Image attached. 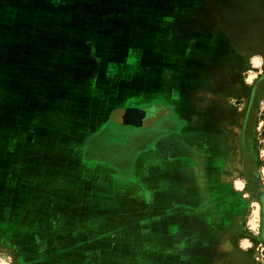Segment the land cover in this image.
Returning a JSON list of instances; mask_svg holds the SVG:
<instances>
[{"label": "crops", "instance_id": "crops-1", "mask_svg": "<svg viewBox=\"0 0 264 264\" xmlns=\"http://www.w3.org/2000/svg\"><path fill=\"white\" fill-rule=\"evenodd\" d=\"M223 2L232 10L231 0H0V42H19L0 46V122H34L36 139L50 114L53 133L55 119L80 139L29 165L57 188L51 245L42 225L17 224L35 239L18 249L30 252L24 264H261L235 242L245 184L228 177L226 136L203 100L252 56L240 42L264 32V16L247 2L220 24ZM203 25L215 31L203 38Z\"/></svg>", "mask_w": 264, "mask_h": 264}, {"label": "rangeland", "instance_id": "rangeland-1", "mask_svg": "<svg viewBox=\"0 0 264 264\" xmlns=\"http://www.w3.org/2000/svg\"><path fill=\"white\" fill-rule=\"evenodd\" d=\"M247 2L252 5L250 9L252 12L264 16V0H231L232 10H224L226 3L223 2V9L213 12L218 13L221 24L228 19L227 13L241 16L244 11L238 8H242ZM205 13L206 11H204L206 19ZM240 21H243L242 17ZM158 25L154 24V32ZM210 28L203 25L198 27L195 33L205 38L215 31V27L212 28L213 30ZM180 29L176 28L175 33L172 30V37L178 36ZM224 31L225 28L220 26L218 33L224 34ZM187 32L189 33V30ZM249 36L246 42L241 41L240 44L249 48L252 56L245 58L244 61L242 58H236L234 66L228 67L219 75V83L216 86L218 88L214 90V93H207V100L203 101V104L216 106L219 126L227 135L228 153L224 161L227 162V166L231 164L227 170V173L231 175L229 178L246 185L242 202L243 232L236 241L253 252L256 261L264 264V134L262 133L264 32L260 36L253 33ZM187 43H184V49H187ZM18 44V40L14 39L10 41L2 39L0 42L2 49L6 47H11L12 50L17 49ZM196 44L202 46L201 43ZM201 48L198 49L199 53ZM8 53L13 55L12 51ZM2 64L0 59V66ZM2 92L0 90V111L3 110ZM54 110L56 113L59 110L60 115L67 117V107L56 106ZM68 111L74 113L72 110ZM43 117L44 121L37 123L38 134L41 132L42 136L36 139L32 136V129L29 128L35 127L34 122L24 125L25 123L22 122L11 121L6 124V128L0 122V261L3 264H24L26 253L19 252L20 245H35L33 233L30 235L19 233L17 224L21 222L32 226L37 224L38 227L42 225V231L39 233L42 245H51L54 242V209L52 210L54 203L46 201L54 193V188H57V186L54 187V180L51 179L54 175H51L48 170L30 169L29 165L35 167V163L38 165L54 163L62 151L73 146L80 139L73 138V133L67 132L66 124L58 127L55 119L53 133L50 114ZM12 130H14L12 137L3 138ZM27 130L31 132L26 135ZM4 140L18 147L11 148L4 143ZM27 144L31 145L29 147L31 149L26 154L23 151ZM34 147L38 149L31 154ZM19 150L22 154L17 152Z\"/></svg>", "mask_w": 264, "mask_h": 264}, {"label": "flooded vegetation", "instance_id": "flooded-vegetation-1", "mask_svg": "<svg viewBox=\"0 0 264 264\" xmlns=\"http://www.w3.org/2000/svg\"><path fill=\"white\" fill-rule=\"evenodd\" d=\"M218 88V87H217ZM216 87H215V89L214 90H216L217 89ZM214 90L213 91H211L212 93H214ZM207 93L205 94V99L203 100V101H206L207 99ZM209 108H211V110L213 111V114H214V118H215V120H216V124H217V126H218V130L220 131V132H222L225 136H226V142H227V145H226V152H225V154H224V160H225V158H226V156H227V153H228V139H227V135H226V133L224 132V131H222L221 130V128H220V126H219V119H218V114H217V108H216V106H212V105H209L208 106ZM264 115V114H263ZM263 119V118H262ZM262 122H263V120H262ZM225 162V161H224ZM225 164H226V167H227V169H226V173H227V170H229V168L230 167H228V166H230L231 164H228V166H227V162H225ZM228 174V173H227ZM229 175L230 174H228V177H229ZM231 176V175H230ZM245 184V183H244ZM246 186V185H245ZM244 186V187H245ZM263 230V229H262ZM264 232V231H263ZM23 233V232H22ZM22 235V234H21ZM240 236V235H239ZM238 236V237H239ZM263 237H264V233H263ZM237 238V237H236ZM236 238H235V242L237 243V241H236ZM239 239H242V238H239ZM239 243V242H238ZM239 245H240V243H239ZM249 252H251L249 249H247ZM253 253V252H252ZM254 254V253H253Z\"/></svg>", "mask_w": 264, "mask_h": 264}, {"label": "trees", "instance_id": "trees-1", "mask_svg": "<svg viewBox=\"0 0 264 264\" xmlns=\"http://www.w3.org/2000/svg\"><path fill=\"white\" fill-rule=\"evenodd\" d=\"M262 120H263V131H262V133L264 134V115L262 116Z\"/></svg>", "mask_w": 264, "mask_h": 264}, {"label": "clouds", "instance_id": "clouds-1", "mask_svg": "<svg viewBox=\"0 0 264 264\" xmlns=\"http://www.w3.org/2000/svg\"><path fill=\"white\" fill-rule=\"evenodd\" d=\"M0 264H3V262H2V261H0Z\"/></svg>", "mask_w": 264, "mask_h": 264}]
</instances>
